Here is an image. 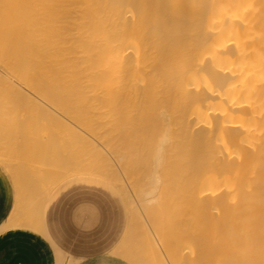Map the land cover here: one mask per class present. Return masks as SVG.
<instances>
[{
	"label": "bare ground",
	"instance_id": "1",
	"mask_svg": "<svg viewBox=\"0 0 264 264\" xmlns=\"http://www.w3.org/2000/svg\"><path fill=\"white\" fill-rule=\"evenodd\" d=\"M1 87L45 114L108 104L116 135L84 161L129 200L135 264H264V0H0ZM57 140L0 145L12 204L39 210L74 177L56 166L88 168Z\"/></svg>",
	"mask_w": 264,
	"mask_h": 264
},
{
	"label": "rangeland",
	"instance_id": "2",
	"mask_svg": "<svg viewBox=\"0 0 264 264\" xmlns=\"http://www.w3.org/2000/svg\"><path fill=\"white\" fill-rule=\"evenodd\" d=\"M15 93H17V95H15ZM27 93L26 91L19 89V88L18 89L10 88V87L0 88V96H3V97H0V98H3V100L0 101L1 103L0 110L6 111L8 109H13V111H10V112L14 113V114L12 113V115L14 116H11V119L10 118L5 119L3 117H0V126L2 127L10 126L9 128H11V126L14 127L15 125L16 127L14 128L15 129L17 128L15 131H12V132H9V131L7 132V129H9L8 127L4 128L5 131H2V133L0 132V145H3L5 142H9L11 143V147H12L13 144L24 141V140L28 144L37 139L42 140V141L43 140L49 141L51 140V138L56 137L58 140L55 143L59 148V150H57V153H59L60 155L66 154L69 156H75L74 158L76 159L77 157L78 158L82 157L81 160L83 164L84 165L87 164L86 166H88L89 169L81 166L83 164L80 161V159L79 161L77 160L78 162L76 161L77 166H78V163L81 166L79 167L80 169L78 167H75L76 169L72 167V168H69L71 169L69 170V169H61L56 166L55 172L60 174L58 176L59 177L58 181L61 180L63 176L73 174L75 178L80 176L79 178L82 179V181L79 182L80 183L79 188L82 189L81 191L83 193H88L90 196L94 194L93 190L95 187H93L92 185H94L93 182L97 180L103 184H105L106 182L109 183L110 185L114 186L116 189H118L122 193L123 197L126 200V203L128 205V210H129V226H128V231L126 232V235L122 241V245H123V250L125 252L124 256L128 258L129 260H131L127 256V252L129 251L130 244H131L132 231H135L134 220H135L136 215L133 213V211L130 208L129 200L126 194L112 180L106 178L104 173L101 170L94 168V166L92 165H91L92 167L88 165L92 161L87 162V163L86 161H84L85 159H88V158L91 159V157L95 155V154L94 155L92 154L94 152L95 146L98 144V141L106 143L105 138L107 139L108 134L110 133L115 134V127H116L114 125L115 123L109 120L105 112L108 108L107 106L108 104L106 102H89V101L80 102L76 104L69 103L67 106H65V109L62 108L63 109V111H61L62 113L55 111V112H52L51 113L52 115H51L49 113L48 114L40 113L42 109L41 107L37 105L39 104V102L37 100L29 98V95ZM9 94L10 96L14 94L15 98L14 96L12 97L13 99L9 98ZM14 110L16 111V113ZM15 114L17 115L16 117H15ZM5 133L7 135H5ZM9 134L10 136L12 135L13 138L12 136L10 137ZM96 138L98 139V141L96 140ZM66 144L68 146H65ZM97 148L95 150H98ZM44 152H45L44 150L43 152L42 151L40 152L39 150L38 153L35 155L37 157L29 158L30 159L29 161L32 160L31 162H28V158H27V163H29L31 166H33L34 164L35 168H37L35 170L36 171L39 170L41 171V173H43L42 171L49 167L45 164L44 158H40L42 157L40 155L41 154L43 155ZM103 153L106 155V152L103 151ZM38 157L42 161L39 160ZM0 158L20 161L18 157L8 156L2 153L0 154ZM33 160H36V161L34 162ZM0 165L6 171V173L11 177L14 184H16L15 179L8 172L6 167L3 164H0ZM117 167H116V171H119L120 168H117ZM50 168H53V167L51 166ZM57 168H59L60 171L64 170L65 172L67 170L66 174L64 171L58 172ZM81 169L84 171H82ZM123 170H124V167L122 170H120L119 174ZM124 173L121 174V176L122 175L123 176L122 177L120 176L119 178V174L117 172L118 179H120L119 181L121 183H122V179L123 181L124 179L127 180L126 177L129 174V172L127 171H124ZM47 174H48L47 172L45 173V175L43 174V176H47L44 178H48ZM126 174L127 176L125 177ZM49 175L51 174L49 173ZM52 175L54 174L52 173ZM68 179L70 178H67L64 181ZM58 181L55 179V182H58ZM126 182L127 181H124V184H126ZM45 185L48 186L47 184H44L42 182L40 186L42 187ZM43 188H44L43 198H45V195H46L45 191H47L48 188L46 187H43ZM139 188H141V186L135 188V190L138 191ZM131 193L133 194V192ZM58 195H60L59 192H56L52 195L53 197L52 201L55 200L54 204H56V206L60 202V198H61ZM78 197H80V195L76 196L74 200H76V198L78 199ZM132 199L135 200L134 204L138 202V201L136 202L137 198L133 195H132ZM68 201L69 200H67L66 202ZM160 202L158 206H154V204L152 205V207L148 206L149 210L148 211L146 210V212L147 214L149 213V216H150V213L157 212L159 210V206L161 204ZM73 205L74 206H73L72 212L67 215V218L64 219V221H61L62 227H61V230H59V232H61L62 235L61 237H59V241L56 243L55 240L47 238L51 242L54 248L57 264L59 261V251L60 250L63 252L64 255L69 256L70 258L74 259L73 264H109L108 257L110 255V250L107 249V246L109 245L108 238H109L110 231L107 226L108 224L107 219L105 221L102 219V216H101L103 214L106 215V213L103 212V208L106 210L108 207L107 204L104 202H101L100 206L103 208L100 211L98 210L95 211L91 205L86 206L89 208V209L87 208L88 212H85V211L81 212V210L79 211V208L76 207L75 204ZM135 205H138V204H135ZM155 205H157V203H155ZM153 206H154V209H153ZM155 207H158V208H155ZM140 209L141 208L138 209V212L140 211ZM155 209L157 210L155 211ZM141 212L143 213L144 211H140V213ZM141 215H142L141 218L138 216L137 218L139 220L143 218V222L142 221L141 222L144 224L146 223L147 225L149 216L145 217L146 215L144 216V213ZM144 219L145 220L147 219V220L145 221ZM149 219L151 223L155 222L153 217ZM144 253L145 252L141 250L140 254L145 255ZM128 264H132V263L129 262Z\"/></svg>",
	"mask_w": 264,
	"mask_h": 264
},
{
	"label": "crops",
	"instance_id": "3",
	"mask_svg": "<svg viewBox=\"0 0 264 264\" xmlns=\"http://www.w3.org/2000/svg\"><path fill=\"white\" fill-rule=\"evenodd\" d=\"M79 177L70 178L56 186L43 208L37 210L33 203L26 205L22 200L12 204L11 179L0 165V264H57L54 248L47 238L56 243L59 241L62 235L59 232L61 221L72 212L73 204L79 211L88 212L86 206L90 205L95 211L102 210L101 202L108 206L106 210L103 208L106 215L101 216L103 220L107 219L110 231L107 246L110 250L109 264H134L124 256L122 245L129 226L128 205L122 193L109 183L103 184L97 180L93 182L94 194L90 196L79 188V182L82 181ZM56 192L61 197L57 206L55 200L52 201V195ZM78 195L80 197L74 200ZM73 263V258L59 251L58 264Z\"/></svg>",
	"mask_w": 264,
	"mask_h": 264
}]
</instances>
